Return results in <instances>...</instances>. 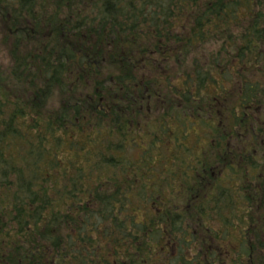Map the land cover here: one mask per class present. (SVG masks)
I'll list each match as a JSON object with an SVG mask.
<instances>
[{"label": "trees", "instance_id": "trees-1", "mask_svg": "<svg viewBox=\"0 0 264 264\" xmlns=\"http://www.w3.org/2000/svg\"><path fill=\"white\" fill-rule=\"evenodd\" d=\"M218 102L263 139L223 180ZM263 171L264 0H0V264L264 260Z\"/></svg>", "mask_w": 264, "mask_h": 264}, {"label": "flooded vegetation", "instance_id": "flooded-vegetation-1", "mask_svg": "<svg viewBox=\"0 0 264 264\" xmlns=\"http://www.w3.org/2000/svg\"><path fill=\"white\" fill-rule=\"evenodd\" d=\"M224 103L218 102L215 104L214 109L210 108V113L214 114V117L216 118V124L214 125L217 129V127H220L222 129V135L212 138L210 140V148L209 152H203L201 154V158L205 161L202 166L201 170L204 166L210 165L211 170L216 171L219 173V175L222 177L221 179H224V175H221L223 173L219 167L222 165L225 166L228 165L230 168H232V171L235 169V162L237 161V167H241L246 165L244 163L247 156L251 155L249 152V146L250 143H257L262 142L263 139L260 137L261 128L253 129V133H249V120L248 116L249 111L242 110L237 111L235 114V111L233 113L227 112L224 108ZM227 107V106H226ZM209 112H206V117H208ZM233 117L239 118L238 120L233 119ZM259 122V121H258ZM256 127H258L256 125ZM206 132L210 133L208 130L205 129ZM213 133V132H212ZM213 135V134H212ZM219 137H222L221 140H219ZM208 143V142H207ZM251 152L256 153V151L253 149ZM237 156V158L235 157ZM226 162L223 164L222 162ZM222 163V164H221ZM262 164V161H259V166ZM231 170H227L228 175H231ZM214 175V173H212ZM256 177L255 179H252L254 181H259L261 179V182L258 183H250L248 181L249 177L247 178V181L249 184L247 185L243 183H233V190L237 191V193H243L246 190H249L252 187L262 190L264 189V171L263 173H255ZM253 175V176H255ZM240 175L238 174V177ZM241 176H243L241 174ZM239 179V178H238ZM220 181V180H219ZM240 182H243L239 179ZM218 186L220 187V190L223 188L222 182ZM216 185H213V187ZM226 188V184L224 185V191ZM227 190H231V184L228 185ZM214 229H218V226ZM240 229V228H238ZM237 237H243L244 239L248 238L250 241H254L256 239L255 237L261 238V240L264 239V233L261 231L258 232H249L247 230L246 225H243V230H239V232L235 233ZM252 243V242H251ZM240 245H243L244 248H240L237 242L233 243V247H228L227 243L223 242L219 238L214 240L212 244L203 249L204 254L202 253V249H192L193 253L191 256V260H194V264H264V260H260L256 257L250 258V250H246L247 247L240 243ZM191 250V251H192ZM248 252V254H247ZM259 255H264V250H257ZM256 255L255 253H251V255ZM198 255V256H196ZM205 260V261H204Z\"/></svg>", "mask_w": 264, "mask_h": 264}]
</instances>
